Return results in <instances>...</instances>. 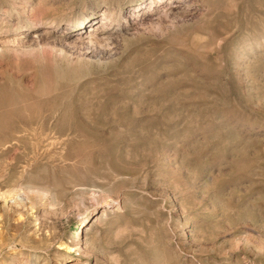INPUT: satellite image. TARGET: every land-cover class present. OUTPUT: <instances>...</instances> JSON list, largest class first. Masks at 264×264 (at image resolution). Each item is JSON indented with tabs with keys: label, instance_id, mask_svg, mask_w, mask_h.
I'll use <instances>...</instances> for the list:
<instances>
[{
	"label": "rangeland",
	"instance_id": "1",
	"mask_svg": "<svg viewBox=\"0 0 264 264\" xmlns=\"http://www.w3.org/2000/svg\"><path fill=\"white\" fill-rule=\"evenodd\" d=\"M0 32V264H264V0H0Z\"/></svg>",
	"mask_w": 264,
	"mask_h": 264
},
{
	"label": "bare ground",
	"instance_id": "2",
	"mask_svg": "<svg viewBox=\"0 0 264 264\" xmlns=\"http://www.w3.org/2000/svg\"><path fill=\"white\" fill-rule=\"evenodd\" d=\"M135 15L130 14L127 18L124 19V21H130L131 19L134 18ZM111 21V16H109V14H106V11L104 10L101 16V20L100 22H97L95 24V27L90 30L88 33H83V32H78L76 34L72 35V39L71 41H79L84 45H95V44H103L106 43L113 34L115 33H120L123 31H126V29L129 27L128 23H124L125 25H123L122 27L117 26V28H110L108 31L103 32L102 34L100 33V30L103 28L105 22L110 23ZM49 28V27H48ZM48 31L47 28H45L43 30V33H46ZM116 36V34H115ZM26 35H22V36H15V35H9L7 34V32H0V50L6 48L7 46H10L12 44H15V42H24L26 40ZM34 37H38L37 35H33ZM89 48V47H88ZM1 202V201H0ZM11 202V201H10ZM9 205V201H7L6 199H2V202L0 204L1 208H8ZM63 264V263H62ZM72 264V263H71Z\"/></svg>",
	"mask_w": 264,
	"mask_h": 264
}]
</instances>
